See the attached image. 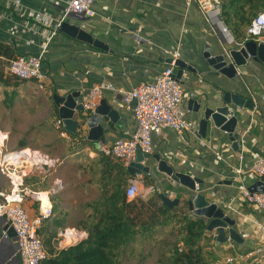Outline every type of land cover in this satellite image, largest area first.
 I'll list each match as a JSON object with an SVG mask.
<instances>
[{
	"label": "crops",
	"instance_id": "1",
	"mask_svg": "<svg viewBox=\"0 0 264 264\" xmlns=\"http://www.w3.org/2000/svg\"><path fill=\"white\" fill-rule=\"evenodd\" d=\"M67 1L0 0V41L12 44L18 53L42 55L41 78L36 80V87L26 88L27 93L30 91V101L25 104L33 105V109L46 105V119L50 114V105L43 96L42 88L52 93V99L54 94L64 96L76 92L77 103H82L94 84H112L116 91H103L98 103L105 100L116 114L113 115V121L102 122L103 142H91L96 148L107 146L117 138L127 137L135 127L132 113L134 104L125 105L121 92L130 90L136 84L151 81L163 67L169 65L166 60L170 57L164 51H177V59L183 60L194 70H183L180 79L182 108L194 127L181 136L163 129L160 135L152 137L151 155L159 156L175 171L201 179L198 190L218 207L223 209L231 203L240 210L242 215L230 216L236 220V230L246 233L241 244L227 241L217 246L214 232L205 230V239L201 243L204 244L210 238V248L217 256L214 264H230L225 262V258L236 254L244 256L255 248L264 250V217L254 206L240 200L238 192L241 185L248 187L257 181L248 172L255 156L264 157V64L250 60L246 67L238 69L233 79H227L209 67L202 57L204 47L208 46L211 54H214L218 47L240 43L229 32L221 30L214 14H202L191 0H98L93 4L94 17L75 19L71 16L67 19L103 42L107 46L106 50L53 30L66 9ZM226 92L239 94L253 102L252 110H241V119L235 129L238 132L237 151L226 133L213 131L211 126L205 138H199L200 114L193 113V106L189 104L190 100H198L211 106L220 105ZM37 102L40 104L36 105ZM83 130L86 136V130ZM28 150L34 155L30 161L39 163L37 159L43 157L41 163L50 173L58 157L55 151L48 148L46 152L52 153L49 156L41 153L40 149ZM142 164L150 168L148 174L163 195L170 199L179 198L180 202L187 198L188 190L157 172L152 158H145ZM67 167L66 161L50 190L39 191L49 198V193L60 190L65 208L78 201L64 197L65 184L81 192L76 183L82 181V177H74V172H67ZM43 169L27 170L12 185H22L24 176L43 172ZM237 169L241 171L240 174L235 172ZM1 172L4 175L2 169ZM23 207L32 217L37 214L38 202L26 196ZM186 211L194 215L188 208ZM75 216L76 210L69 209L63 218L64 227L56 229L58 248L68 247L85 237V232L72 224ZM64 231L66 234H63ZM4 233L6 238L3 237ZM263 256L264 252L253 254L233 264H260ZM0 264H20L14 234L9 232L3 220H0Z\"/></svg>",
	"mask_w": 264,
	"mask_h": 264
},
{
	"label": "trees",
	"instance_id": "2",
	"mask_svg": "<svg viewBox=\"0 0 264 264\" xmlns=\"http://www.w3.org/2000/svg\"><path fill=\"white\" fill-rule=\"evenodd\" d=\"M259 13H264V0L219 2V19L237 43L252 40L247 30ZM18 54L12 44L0 41V108L7 112L29 102L26 88L36 87V80L20 79L8 72L9 62ZM42 92L50 105V114L43 125L54 129L53 139L62 148L54 169L49 173L44 167L43 172L24 176L21 189L50 190L57 178L55 170L67 161V172H74L76 178L82 177L76 187L81 189L84 198L65 208L60 190L49 193L52 215L42 221L37 232L46 253L41 264H124L126 260L140 258L147 247L156 248V264L216 262L210 238L201 243L205 239V221L187 212L185 201L168 206L162 202L163 193L158 189L144 199L134 197L128 200L125 190L134 176L127 172V165L88 142L80 127L74 134L66 133L61 137L62 128L54 127L58 114L52 93L43 88ZM28 147L26 142L21 141L17 149ZM44 152L52 155L51 152ZM140 176L144 186L155 184L150 174L141 173ZM11 188L10 184L2 182L0 169V191L9 193ZM69 209L76 210L72 224L86 235L68 247L58 248L56 229L64 227L63 218Z\"/></svg>",
	"mask_w": 264,
	"mask_h": 264
},
{
	"label": "built area",
	"instance_id": "3",
	"mask_svg": "<svg viewBox=\"0 0 264 264\" xmlns=\"http://www.w3.org/2000/svg\"><path fill=\"white\" fill-rule=\"evenodd\" d=\"M96 1L98 0H68L66 9L53 26V30L56 31L58 25L70 19L71 16L75 19L94 17L93 4ZM191 1L196 4L202 14H214L217 19L216 23L221 30L228 33L219 19L220 0ZM247 33L252 36V40L264 44V13H259L251 21ZM164 53L168 54L171 59L168 66L163 67L151 81L136 84L130 90L121 92L122 101L125 105L134 101L132 108L135 121L134 130L127 137L117 138L109 145L99 147L104 153L122 160L127 166L136 160L137 152L151 155L153 151L152 137L160 135L163 129H168L177 136H181L183 132L194 127V123L187 119L186 112L182 108L183 90L180 82L172 73L173 63L179 57V53L177 51H164ZM41 56V54L19 53L15 59L9 62L7 70L11 75L20 79L40 80ZM105 90L116 91L112 84L105 82L94 84L90 88L82 102L85 113H91L94 110ZM54 127L62 128L61 137L66 135L60 119L55 121ZM235 172L241 173L239 169ZM248 174L254 180H259L264 176V157L255 156L253 158ZM20 186V183H15L9 193L0 191V220H3L7 227L13 230L16 254L20 264H41L46 253L37 232L42 221L52 215L51 203L47 194L39 191L22 190ZM155 190H157L155 185L144 186L141 176L135 175L127 184L125 196L128 200L134 197L144 199ZM238 192L240 200L254 206L264 217V191L250 193L246 186L241 185ZM26 196L38 202L37 214L32 217L23 207ZM223 209H226L225 212L228 214H241L240 210L231 203L225 205ZM63 234L66 232L64 231ZM240 235L241 238L246 237V233H240ZM6 236L4 233L3 237L6 238ZM263 252L262 248H255L244 256L243 254H236L227 257L225 262L233 264L242 257ZM260 264H264V256Z\"/></svg>",
	"mask_w": 264,
	"mask_h": 264
},
{
	"label": "water",
	"instance_id": "4",
	"mask_svg": "<svg viewBox=\"0 0 264 264\" xmlns=\"http://www.w3.org/2000/svg\"><path fill=\"white\" fill-rule=\"evenodd\" d=\"M221 25L223 26V24ZM57 31L71 39L89 44L95 48L107 49L103 42L91 36L79 24L71 20L61 22L57 27ZM202 57L206 64L220 75L227 79H233L237 76L238 69L246 67L250 60L264 64V44L250 40L238 45L218 47L214 54H211L209 47L206 46ZM166 63L170 64L171 59H167ZM183 70L194 72L193 68L183 60L176 59L173 63L172 73L179 82ZM77 95L76 92L64 96L53 95V101L57 107L58 118L61 120L63 129L67 133L74 134L80 127L86 130L87 141L103 142L102 134L104 128L102 122L113 121V115L116 114V111L105 100H101L91 113H85L82 103H77L76 101ZM221 102L223 104L211 106L205 101H189V104L193 106L191 111L195 114H200L197 133L199 138H205L206 131L211 126L213 131L219 130L226 133L232 142V147L237 151L238 132L235 129L241 119V110H252L253 102L239 94L227 92L223 95ZM132 103L134 104V101ZM145 158H152L157 172L168 176L188 190L187 198L183 201L186 202L190 212L206 220L205 230L214 232L215 245L218 246L227 241H232L236 244L243 242L240 233L235 228L236 220L224 209L218 207L215 202H211L206 194L198 190L197 186L202 183L201 179L175 171L172 166L157 155H147L140 152H137L136 160L127 166V172L130 175L149 173L150 168L142 164ZM247 190L250 193L264 191V176L251 183ZM162 202L168 206H173L178 205L180 199H170L162 195ZM9 232L13 234L11 228H9Z\"/></svg>",
	"mask_w": 264,
	"mask_h": 264
},
{
	"label": "rangeland",
	"instance_id": "5",
	"mask_svg": "<svg viewBox=\"0 0 264 264\" xmlns=\"http://www.w3.org/2000/svg\"><path fill=\"white\" fill-rule=\"evenodd\" d=\"M32 106L33 105L22 103L19 108H15L11 112H7L5 109L0 108V132L3 135L2 141H0V169L4 171L2 182L10 184L11 186H13L12 182L16 181L17 177L22 178V175L27 170L37 171L46 167L41 163L42 161L34 163L27 157L16 161L5 160V157L11 151L20 152L17 148L21 141L26 142L30 150L38 147L41 153H45L44 151H48V148H51L52 151H55L56 156L61 152L62 146L53 139L54 129L49 125H43L44 117L47 113L46 105H41L39 108L35 109H33ZM39 122L40 124H38ZM48 144L50 146H48ZM38 159L43 160L44 158L41 157ZM52 168L54 169V167ZM59 174V168H57L55 175L59 176ZM65 185L66 187L64 186L63 195L68 200H79L81 197H84V194L81 193L79 189H72L68 187L67 184ZM78 196L80 197L78 198ZM147 249L148 247L145 249L146 251L142 252L140 258L126 260L124 264H156V248Z\"/></svg>",
	"mask_w": 264,
	"mask_h": 264
},
{
	"label": "bare ground",
	"instance_id": "6",
	"mask_svg": "<svg viewBox=\"0 0 264 264\" xmlns=\"http://www.w3.org/2000/svg\"><path fill=\"white\" fill-rule=\"evenodd\" d=\"M1 133H0V141H1ZM32 151H29L28 149H24L20 152H12L10 154H8L6 157H5V160H12V161H16L18 159H22V158H28L31 160V156H34L32 155L31 153ZM38 161H42L41 159H37Z\"/></svg>",
	"mask_w": 264,
	"mask_h": 264
}]
</instances>
